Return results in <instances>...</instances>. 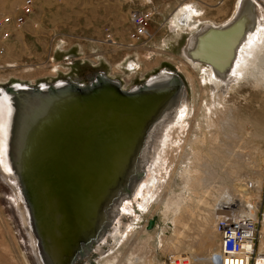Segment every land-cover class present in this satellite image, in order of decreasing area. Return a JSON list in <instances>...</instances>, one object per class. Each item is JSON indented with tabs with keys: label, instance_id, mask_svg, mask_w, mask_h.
<instances>
[{
	"label": "rangeland",
	"instance_id": "1",
	"mask_svg": "<svg viewBox=\"0 0 264 264\" xmlns=\"http://www.w3.org/2000/svg\"><path fill=\"white\" fill-rule=\"evenodd\" d=\"M26 1L0 0V19L22 18L0 26V89L85 84L99 72L128 88L162 69L177 71L187 88L178 120L155 134L146 175L117 219L121 227L74 264H166L169 254L210 264L219 243L216 205L258 195L264 201V0L250 1L248 37L224 75L192 60L189 46L200 30L229 25L244 0ZM136 11L149 13V37L132 41ZM10 193L0 178V264H34Z\"/></svg>",
	"mask_w": 264,
	"mask_h": 264
},
{
	"label": "water",
	"instance_id": "2",
	"mask_svg": "<svg viewBox=\"0 0 264 264\" xmlns=\"http://www.w3.org/2000/svg\"><path fill=\"white\" fill-rule=\"evenodd\" d=\"M238 15L230 22L232 27ZM249 23L236 31L232 27L222 30L207 28L198 46H201L200 57L211 67L227 69L234 48ZM216 34L224 37L234 35L228 45V56L220 62L215 57L219 53L217 46H212L209 52L208 48L202 50L206 43L213 42L212 38ZM169 73L164 79L139 83L126 91L120 88L118 80L102 72L94 74L84 85L74 81H58L32 86L31 89L14 85L2 87L15 112L11 120L16 129L11 168L18 191L27 204V214L44 264H74L88 256L91 243L105 230L110 205L118 198L131 194L136 179L142 173L137 163L145 133L173 104L183 85V80L175 71ZM156 96L164 98L147 116L146 104ZM134 116L145 119L142 123L144 128H137L134 132V139L138 138L136 147L126 154L124 166L116 173L114 158H110L112 162L100 158V162L90 170L95 172L100 165L109 167L105 171L101 169L103 178H95V181L108 178V184L91 185L93 193L86 195L82 181L90 179L76 174L77 164H73L74 161H82L89 155H95L89 162L96 160L100 144L107 142L111 144L110 155H117L122 145L120 138L132 129L130 120ZM71 175L75 177L71 178ZM93 196L94 204L88 210L89 213H95L92 221L87 223L83 232L66 237L64 230L67 227L64 225L68 224L70 217L79 220L83 205Z\"/></svg>",
	"mask_w": 264,
	"mask_h": 264
},
{
	"label": "bare ground",
	"instance_id": "3",
	"mask_svg": "<svg viewBox=\"0 0 264 264\" xmlns=\"http://www.w3.org/2000/svg\"><path fill=\"white\" fill-rule=\"evenodd\" d=\"M251 0H246V3L243 2L241 9H240V14L238 15V18L236 20V22H234V26L232 27V24L230 23L229 25H227L225 28H214V27H206L202 30H200L196 36L197 39L200 40H196V38L192 39L191 43H190V48L189 50L191 51L189 54L192 60H203V57L200 54L201 51V46H199L200 41L204 38V33L207 30V28H211V29H228L229 27L233 28V31H236L239 28H243L242 26H244L245 24L249 23L250 21H252V15H253V11L251 9ZM14 18V17H12ZM249 20V21H248ZM9 23H13L14 20L9 19L8 21ZM182 23V22H181ZM15 24V22H14ZM2 25V23L0 24V26ZM250 25V23L248 24V26ZM248 26L245 28L246 31L243 34L242 40H240V42L238 43L237 47L234 48L233 51V56L230 60V65L229 67H226L224 69L222 68H218V67H213L214 72L216 73V75H224L226 74V72L228 71V69L231 67L234 57L236 55V49L238 48V46H240L239 44H243V48L245 45V41H246V37H248V32H247V28ZM231 30V29H230ZM230 30H226V31H230ZM147 33L141 37V39H145L147 37H149V33L148 30L146 29ZM225 33V32H224ZM221 34H216L212 39L213 42H209L208 45L206 43V45H204V49H207V51L209 52L212 48V46H217L218 47V55L215 56L217 58V62H220L221 59H223V57L228 56V49H229V43L232 40V37L234 35H228L227 37L224 36H220ZM220 36V37H219ZM221 37H224L223 39ZM221 38V39H219ZM141 39H138L141 40ZM244 40V41H243ZM133 41V40H132ZM251 41V40H250ZM254 42V41H253ZM253 45V43H252ZM208 46V47H207ZM200 48V51H199ZM242 48V49H243ZM252 49V48H251ZM254 50V49H253ZM246 52V51H245ZM215 58V59H216ZM65 59H71V57H65ZM243 60V59H242ZM72 62V61H71ZM70 63V62H68ZM243 65V63H242ZM226 69V70H225ZM205 70V69H203ZM237 71V70H236ZM172 71H166L164 69L160 70L159 72L150 75L147 79H145L144 81H141L140 83L146 84L148 82L151 81V83L156 82L157 80H161L166 78V76H168ZM177 73V75L180 77L181 75L175 71ZM204 74H206L205 71H203ZM259 74H261V72H259ZM108 76V75H107ZM217 77H213V81L216 80ZM262 78L264 79V74H262ZM58 81H64V80H58ZM58 81H52L50 83H55ZM74 82H77L74 80ZM119 82V81H118ZM80 85H84L83 83L78 82ZM19 85H16L17 87L20 88H32V86H43L47 83H41L39 85H29V84H25V83H18ZM120 84V88L122 90H128L131 89L132 87H134L136 84H133L132 86L126 88L123 87ZM186 86L183 83V85L180 86L178 93L176 94L174 100H173V104L164 112L162 113L157 120H155L149 127V130L146 131L145 133V138L142 141V150L140 152V157L138 160V168L139 170L142 171V173H140V175L138 176V179H136L131 194L126 196V197H121L118 198L119 200L114 202L113 204L110 205L109 209H108V213H107V223H106V227L105 230L100 234V236L98 237V239H96L94 242L91 243L90 247H91V253L94 254L95 250H99L100 248L97 249L98 244H100L101 242H104L105 239L107 240L109 236L113 237L114 232L121 227L120 225H117V219L120 215H122V218L124 217V212L122 209L123 204H127L129 203L130 199L135 196L134 194L137 192L138 187L140 185V183L143 180V176L144 173L146 175L147 172V167L149 164V160H150V154H151V145L153 142V139L156 138L155 134L157 132V138L158 136H160L162 133H164V131L170 126V124L176 119L178 120V116H179V109L181 108V110L184 109V105L186 104ZM5 91L0 89V178L2 179L3 183L6 185V187L11 191L10 194H12L13 196L10 197V201L12 203V206L15 210V212L18 215V219L20 221V225H21V230L23 231L24 234V238H25V248L27 249V251L29 252V254L31 255V259L33 261L34 264H44L43 263V259H42V255L40 254L39 248L37 246V240L35 239V236L33 234L32 231V227H31V223L29 221V217L27 214V204L25 203V200L23 198V196L19 193L18 191V187H17V181H16V177L13 175V170L11 168V153H12V142L16 136L15 133V127L13 122L11 121L12 118L15 116V112L13 111V104L11 102H9L6 98L9 97L7 95V93H4ZM163 96L161 97H153L151 100L148 101V103L146 104L147 107V113L149 116L150 113H152V111L154 109H156V107L158 106V104L160 103V101L163 100ZM161 99V100H160ZM154 105V107H152ZM156 105V106H155ZM153 108V109H152ZM146 109V108H145ZM145 111V110H144ZM19 112V111H18ZM144 114V113H143ZM131 123H133L132 129L130 130V132L128 131L125 132L122 136H121V140H122V145L120 147V150L118 151L117 155L114 156L111 154L110 155V149H111V144L110 143H101L99 146V149L97 150L99 152V154L97 155V159L89 162L91 159H94L95 155H89L88 158L83 159L82 161L80 160H75L73 164H77V168H76V174L79 176H83L85 177V179H90V181H82V185H85V194L90 196L89 193H93L92 192V186L91 185H97V186H107L108 184V178L104 179L102 181H95V178H103V173H101V169H103L104 171L109 169V167H102L97 166V168H99V170L92 172L90 170L91 167H94L95 164H98L100 162V158H104L105 160L110 159V158H114V163L116 161V166L114 167V171L116 173V171L119 170V168L121 169L122 166H124V162L126 159V154H129L131 149L133 147H136V142L137 139L135 137V130L138 129H143L144 125L142 124L145 119H142L138 116H134L131 118ZM143 125V127H142ZM130 126V124H129ZM158 130V131H157ZM127 133V134H126ZM141 133V130L139 132V134ZM155 143V142H154ZM113 159H110V162H112ZM87 167H89V169H87ZM90 170V173H89ZM75 177V175H71V178ZM70 183H66V185H68ZM74 185V182H73ZM142 187V185H141ZM94 196H96V194H94ZM92 197L90 200L85 202V206L83 205L80 214L78 216L79 220L73 217H70V221H67L68 224L64 225L67 227L66 230H64V233L66 234V237H72L73 234L75 233H80L83 232L86 227H87V223L91 222L94 216V211L92 213H89L88 210L90 208H92V205L94 204V200L95 197ZM222 202H228L227 199H224V201ZM121 220V219H120ZM115 222V223H114ZM263 229V228H262ZM262 233H264V230L261 231ZM260 233V232H259ZM262 235V234H261ZM262 238V237H261ZM262 248V247H261ZM95 249V250H94ZM83 260V259H82ZM88 260V259H87ZM256 262L257 264H264V253L260 250L256 256Z\"/></svg>",
	"mask_w": 264,
	"mask_h": 264
},
{
	"label": "built area",
	"instance_id": "4",
	"mask_svg": "<svg viewBox=\"0 0 264 264\" xmlns=\"http://www.w3.org/2000/svg\"><path fill=\"white\" fill-rule=\"evenodd\" d=\"M31 0L26 1L28 5ZM9 17L0 19V24L8 23ZM149 13L133 12L130 21L133 24L131 40H138L147 31ZM20 16L14 19L19 24ZM109 37L110 34L107 33ZM71 57V56H67ZM264 224V201L260 196L249 200L220 202L214 209L213 227L219 237L218 251H213L208 259L210 264H257L259 226ZM166 264H191L182 255L169 254L165 257Z\"/></svg>",
	"mask_w": 264,
	"mask_h": 264
},
{
	"label": "crops",
	"instance_id": "5",
	"mask_svg": "<svg viewBox=\"0 0 264 264\" xmlns=\"http://www.w3.org/2000/svg\"><path fill=\"white\" fill-rule=\"evenodd\" d=\"M109 31H110L111 34H113L111 30H109Z\"/></svg>",
	"mask_w": 264,
	"mask_h": 264
},
{
	"label": "flooded vegetation",
	"instance_id": "6",
	"mask_svg": "<svg viewBox=\"0 0 264 264\" xmlns=\"http://www.w3.org/2000/svg\"><path fill=\"white\" fill-rule=\"evenodd\" d=\"M80 261V260H79ZM82 261V260H81Z\"/></svg>",
	"mask_w": 264,
	"mask_h": 264
}]
</instances>
